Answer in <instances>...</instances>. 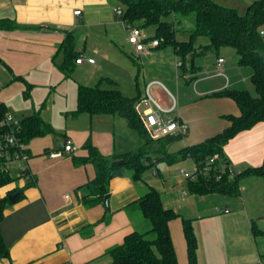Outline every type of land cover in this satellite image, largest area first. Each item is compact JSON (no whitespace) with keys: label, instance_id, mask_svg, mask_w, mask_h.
I'll list each match as a JSON object with an SVG mask.
<instances>
[{"label":"crops","instance_id":"0c3cea01","mask_svg":"<svg viewBox=\"0 0 264 264\" xmlns=\"http://www.w3.org/2000/svg\"><path fill=\"white\" fill-rule=\"evenodd\" d=\"M119 7L115 0H0V22H7V26L0 28V90L15 82L24 86L23 91L18 88L23 96L22 103H17L19 94L14 93L1 95L0 104L5 106L7 115L15 113L17 116L14 117L20 120L40 112L42 119L56 131L49 139L36 138L25 146L30 178L20 174V163L15 164L10 172L14 182L0 189L2 197L22 192L16 203L9 201L4 214L1 232L10 259L0 260V264H111L113 259L108 251L121 245L131 232L146 228L144 221L139 224L141 219L133 207L146 192V186L160 192L164 206L179 214L182 228L183 220L192 222L198 243L197 261L201 264H231L221 253L219 257L211 251L212 243H207V249L206 233H214L217 238L225 233H241V236L244 233L246 237L250 235L257 246L258 238L264 239V235L259 234L264 232V177H240L244 171L263 165L264 122L238 133L224 146L223 157L209 162L221 175L228 173L229 180L237 178L239 187L237 194L212 193L227 196L221 201L216 199L218 204L213 210L208 206L210 194L198 195L190 191L189 179L197 171L192 158L186 159L194 162L192 174L180 168L177 174L165 179L156 171L155 174L160 175V186L157 181L150 180L149 183L146 180L147 171L143 182L136 183L130 172L121 167L110 183L108 207L105 203L86 207L83 203L85 185L95 178V168L92 165L76 167L72 158L66 155L52 156L62 149L66 139L72 140L77 148L74 154L79 157L87 155L82 146L88 138L105 156L123 155L144 145L145 141L137 131L140 139L132 136L133 144L129 148L128 144L118 146L113 131L78 130L70 120L83 116H89L91 120L94 117H120L88 114L71 117L69 114L77 108L80 85H99L105 90H118L125 96L122 79L128 78V84L137 91L133 97L145 98L146 88L151 83L159 84L152 92L162 105L168 106L174 96L170 90L174 82L168 73L162 78L154 75L148 82L146 75L142 83L138 80L143 61L150 60L156 65L162 47L148 54L137 53L128 43L129 32L123 17L115 11ZM77 11H80L79 15L75 14ZM145 30L154 35L153 28ZM69 34L74 37L76 57L84 55L94 59L95 63L85 61L78 65L75 59L66 76L62 70L66 57L63 45ZM175 60L180 67L176 52ZM216 62L211 66L207 64L205 74L202 58L195 60L194 75L182 71L185 80L194 78L196 82L192 87L191 102L181 89L177 92L179 100L175 115L188 130L177 138H184L179 148L171 149L177 140L166 147L169 154H177L220 135L230 126L228 117L240 115L234 99L214 94L222 90H241L249 77L251 80L253 71L242 73L241 69H232L225 59L224 75H218ZM28 85L30 97L26 98L24 93ZM61 121L64 122L63 129L56 126ZM108 122L110 125L111 121ZM38 140L42 142L35 143ZM134 144L139 146L134 149ZM157 162L154 160L155 164ZM219 180L217 176L216 181ZM226 210L229 212L225 213ZM210 220L213 226L209 225ZM253 227L259 231L258 235L254 234ZM255 257L252 261L243 259L249 264H264V249L257 247Z\"/></svg>","mask_w":264,"mask_h":264},{"label":"trees","instance_id":"16d2710c","mask_svg":"<svg viewBox=\"0 0 264 264\" xmlns=\"http://www.w3.org/2000/svg\"><path fill=\"white\" fill-rule=\"evenodd\" d=\"M123 9V20L142 29H154L153 40H159L160 47L172 46L179 58L183 73L194 75L195 60L207 55L216 54L220 48L231 46L237 50L239 64L250 67L253 71L251 80L256 95L248 90H222L215 93L218 97H230L236 101L240 109L239 116H230V126L220 135L211 138L201 145L181 150L177 154H169L166 147L177 140L178 137H168L160 140L150 138L140 119L136 105L141 97H127L118 90H105L99 85L78 88L77 108L69 115L78 118L81 114L119 115L128 121L131 129L137 131L144 139V145L133 152L123 155H103L88 138L82 148L87 151L85 157L74 153L66 155L71 157L76 167L92 165L96 176L86 185V195L83 203L86 207H94L104 203L110 193V183L117 170L126 168L136 183L143 182L144 173L154 165V160L164 161L168 164L178 163L192 158L197 171L194 179H189V188L192 193L208 195L212 193H238V179L229 180L228 173L220 174L215 165L210 164L214 155L223 157L224 146L238 133L250 130L258 123L264 122V41L259 29L264 25V0H256L248 6L244 16L239 15L236 9L224 7L213 0H115ZM195 16V27L189 31V40L180 41L174 22L181 24L182 20ZM173 17V20L170 18ZM7 26V22H0V28ZM207 37L209 44L204 49L196 47V40ZM65 49V62L62 70L68 76L72 62L76 59L74 52V37L69 34L63 45ZM25 97H30V85L27 86ZM6 108L0 104V119L6 116ZM6 127L0 128V139L7 133ZM55 129L46 123L40 112H35L21 120L19 141L28 146L36 138H43L55 134ZM60 149L59 151H61ZM28 153V149H25ZM160 155L154 158V155ZM124 160L122 166L113 167L115 161ZM205 169H207L205 171ZM206 173V174H205ZM257 175L264 177V162L261 167L250 168L240 177ZM217 176L220 177L216 181ZM14 182L10 173L0 170V189ZM9 206L8 197L0 195V260H9V248L5 244L1 225L4 214ZM134 211L139 213L148 230H136L128 234L124 242L108 251L113 261L111 264H178L174 242L169 224L179 217L174 210L164 206L160 193L151 186H146V192L133 204ZM106 220V218H104ZM254 234L258 235L255 227ZM183 233L187 243V254L190 264L197 262L198 243L190 220H183ZM264 235V232L259 233Z\"/></svg>","mask_w":264,"mask_h":264},{"label":"rangeland","instance_id":"374dc122","mask_svg":"<svg viewBox=\"0 0 264 264\" xmlns=\"http://www.w3.org/2000/svg\"><path fill=\"white\" fill-rule=\"evenodd\" d=\"M214 2L218 3L219 5H222L224 7L228 8H234L237 10L239 15L244 16L247 13L248 6L252 4L256 0H213ZM170 20H173V17L170 18ZM174 27L176 31L178 32L177 38L180 41L183 40H189V31L193 30L195 27V16L190 15L189 17L185 18L182 20L181 24L174 22ZM262 27V26H261ZM209 43V39L207 37H200L196 40V47L199 49H204L206 44ZM160 53V58L158 57L157 64L152 65L150 60H145L143 61V68L141 69V75L139 77V81L142 83L143 81V76L146 75L148 77L146 81L148 82L149 80H152L154 75H158L160 78H162L163 74H169L171 75V79H173V84L174 87L171 88L170 90L173 92L177 102L179 100V95L178 91L181 89L186 94L187 98H192L193 92H192V87L195 85L196 79H189L185 80L182 77V69L178 67L177 61L175 60V52L174 48L172 46H166L163 47L159 50ZM224 57L228 61V66L231 67L232 69L238 68L241 69L242 73L244 71H250L251 73V68L249 67H244L240 66L239 64V56L237 54V50L231 46H225L219 49V51L216 54L208 53L207 55L200 56L198 58H202V61L204 65L202 66V71L205 74L206 66L207 64H212V62L217 61L218 57ZM177 64V66H175ZM124 70V69H123ZM125 72V71H123ZM128 72V71H127ZM126 72V74H128ZM203 74V75H204ZM202 77L199 75V78ZM122 85L125 90V94L129 97H133L134 91L136 94V89L133 90L131 87L132 85L128 84L129 80L126 78L125 80L122 79ZM249 82L241 85L240 89L241 90H248L252 95H256L255 87L253 83L250 80V77L248 78ZM18 88H21L22 91L24 90V86L22 83L15 82L13 85L10 86H5L1 88L0 90V97L1 95L5 96L7 94H19L17 96V103H22V94H20V89L18 91ZM18 92V93H17ZM131 92V93H129ZM131 94V95H130ZM125 95V96H126ZM189 99V100H190ZM192 99L190 100V102ZM11 114V113H10ZM13 116H17L15 113L11 114ZM106 119V120H103ZM73 121L72 124L75 125V127L82 131V130H90L92 129L93 133H106L109 130L114 132V135L116 136V141L118 142V146H124L125 144L129 145V148H132V136L136 137L137 139H140L139 134L136 131H133L128 128L127 122L124 118L121 117H116L114 119L104 117V118H97L94 117L92 120L89 118V116H83L82 118H79L78 120H70ZM111 121L110 125L108 124ZM58 128L63 129L64 127V122H59L58 125H56ZM47 137V138H46ZM46 139H49L53 137V135H48L46 136ZM184 138L178 139L171 145V149L174 150L175 148H179V146L182 144ZM160 140V139H159ZM42 142V140H38L35 143ZM179 145V146H178ZM134 149L137 148L139 145L134 144ZM178 146V147H177ZM160 155H154V158H158ZM181 163H183L181 165ZM194 162L193 161H181L179 163H173V164H168L164 161H158L156 164L151 165L150 168L147 170L145 173V178L146 180L150 183L151 181H154L158 183L160 186L161 184V179L160 175H156L155 172L159 171L162 176H164L165 179L169 176H173L175 173L177 174V170L180 168H184L187 172L191 173V170L194 168ZM192 174V173H191ZM160 183V184H159ZM160 193V192H159ZM227 196L223 194H218V195H211L209 196V203L208 206L212 210L216 208V199H221L225 198ZM215 200L214 203H212ZM214 212V211H213ZM214 214V213H213ZM221 214V213H220ZM223 214V213H222ZM139 215V224L142 223L143 218L142 216L138 213ZM170 229H171V234L172 238L174 241V247L176 250V255H177V260L178 264H190L188 254H187V243L186 239L183 233V228H182V220L181 218H176L170 222ZM209 225L212 224L213 226V221L210 220L208 221ZM147 229H138L141 232H144ZM207 249L209 250V245L207 243H212L211 248H213L211 251L216 252L217 256L221 257V254L223 255V259L227 263L231 264H249L246 262L243 257H246L248 261H252L253 259L256 260V251L257 247L258 249H264V239L258 238L257 242L259 246L255 245L254 241H252L250 235L249 237H246L244 233H225L222 235L220 238L215 237L214 233H206L205 237ZM221 253V254H219ZM198 256V255H197ZM198 262V261H197ZM198 264H201L199 261Z\"/></svg>","mask_w":264,"mask_h":264},{"label":"built area","instance_id":"2783aa9c","mask_svg":"<svg viewBox=\"0 0 264 264\" xmlns=\"http://www.w3.org/2000/svg\"><path fill=\"white\" fill-rule=\"evenodd\" d=\"M116 13L118 16L123 17L124 11L121 7L117 8ZM80 14V11L75 13ZM126 29L129 32L128 43L132 45L135 51L139 54L151 53L153 49L160 47L159 40H153L151 35L138 26H133L124 21ZM259 34L264 41V25L259 29ZM85 61L90 64H94L95 60L87 58L84 55L76 60L78 65H82ZM225 63L224 58H218L215 64V72L218 75H224L223 65ZM181 65V64H179ZM159 85L158 83H151L146 88V96L136 105V111L143 122L145 129L149 136L153 140L164 139L168 137L183 136L187 133V126L181 123L175 115L177 109V100L174 96L170 99V104L164 106L153 94V88ZM21 120L12 116L6 115L4 119H0V128L6 127L7 133H4L0 139V170L6 173H10L15 164L20 163L18 169L20 174L24 178H30L27 161L28 155L25 151V145L19 141L17 133ZM77 148L71 139H66L63 143L62 150L53 153V157H62L76 152ZM219 158V155H214L207 161H215ZM207 169H205L206 171ZM195 177L193 176L192 179ZM66 198H69L67 196ZM229 211L226 210L225 213ZM64 264H73L67 262Z\"/></svg>","mask_w":264,"mask_h":264},{"label":"water","instance_id":"95a60500","mask_svg":"<svg viewBox=\"0 0 264 264\" xmlns=\"http://www.w3.org/2000/svg\"><path fill=\"white\" fill-rule=\"evenodd\" d=\"M125 164V161L124 160H119V161H115L112 163V166L113 167H116V166H122ZM22 192L21 191H18L17 193L15 194H10L8 196V199L11 203H16L18 198L21 196ZM104 203L105 205L108 207V203H109V196H106L105 199H104Z\"/></svg>","mask_w":264,"mask_h":264}]
</instances>
